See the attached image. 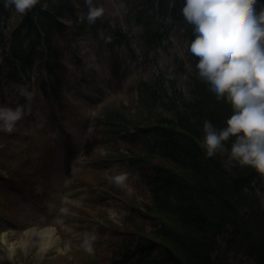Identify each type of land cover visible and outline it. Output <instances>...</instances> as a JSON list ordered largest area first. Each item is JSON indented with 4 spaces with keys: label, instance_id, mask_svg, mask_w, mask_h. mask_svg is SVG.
Returning <instances> with one entry per match:
<instances>
[{
    "label": "trees",
    "instance_id": "16d2710c",
    "mask_svg": "<svg viewBox=\"0 0 264 264\" xmlns=\"http://www.w3.org/2000/svg\"><path fill=\"white\" fill-rule=\"evenodd\" d=\"M80 2L87 11V0H39L26 13L0 3V79L30 78L36 66L40 74L45 66L49 80L58 79L68 37L98 25L80 17ZM121 2L128 9L126 20L144 30L146 55L163 35L157 30L159 16L180 24L187 42L192 38L180 12L183 0ZM112 22L120 45L126 41L123 25L116 17ZM186 56L140 79L135 117L105 111L108 132L128 145V166L139 171L150 194L143 209H130L146 223L117 242L115 264H264V175L238 164L225 167L223 153L206 156L200 126L204 120L222 126L231 108L207 94L196 79L195 58L189 51ZM53 95L59 100L54 90ZM109 193L116 191L111 187Z\"/></svg>",
    "mask_w": 264,
    "mask_h": 264
},
{
    "label": "rangeland",
    "instance_id": "374dc122",
    "mask_svg": "<svg viewBox=\"0 0 264 264\" xmlns=\"http://www.w3.org/2000/svg\"><path fill=\"white\" fill-rule=\"evenodd\" d=\"M96 4L104 9L98 29L109 21L104 13L110 20L116 17L130 34L127 45L107 49L101 32L79 38L75 56L65 57L57 74L59 92L69 98L66 110L50 115L52 101L35 75L28 87L35 92L30 109L13 131H0V264H113L125 231L146 223L130 209H143L149 191L139 171L127 165L128 145L108 137L102 119L107 108L135 117L140 79L156 76L176 57L187 59V40L177 23L167 30L169 18L164 17V44L145 55L144 30L126 20L121 0ZM16 84L30 86L23 80L3 83L0 103H28ZM72 153L76 158L66 163ZM4 171L9 175L2 177ZM119 171L129 174L124 184L112 179ZM111 187L116 196L109 193ZM48 229L56 241L42 252L46 240L39 233ZM86 234L94 237L90 244H85Z\"/></svg>",
    "mask_w": 264,
    "mask_h": 264
},
{
    "label": "clouds",
    "instance_id": "9594fccd",
    "mask_svg": "<svg viewBox=\"0 0 264 264\" xmlns=\"http://www.w3.org/2000/svg\"><path fill=\"white\" fill-rule=\"evenodd\" d=\"M38 2L0 0L19 13H26ZM87 3L86 19L95 23L104 9L93 0ZM180 12L192 28L186 47L196 60V79L208 95L231 108L222 126L211 120L200 126L206 156L223 153L225 167L238 164L264 175V0H183ZM13 87L28 103H0V131L14 130L35 95L27 85ZM128 176V172L119 171L112 179L124 184ZM91 239L94 237L86 234L85 244Z\"/></svg>",
    "mask_w": 264,
    "mask_h": 264
},
{
    "label": "bare ground",
    "instance_id": "6f19581e",
    "mask_svg": "<svg viewBox=\"0 0 264 264\" xmlns=\"http://www.w3.org/2000/svg\"><path fill=\"white\" fill-rule=\"evenodd\" d=\"M39 235L43 236V239L46 240V243H44L42 247V252H45L54 245V242L56 241L55 233L52 229H48L39 233Z\"/></svg>",
    "mask_w": 264,
    "mask_h": 264
}]
</instances>
